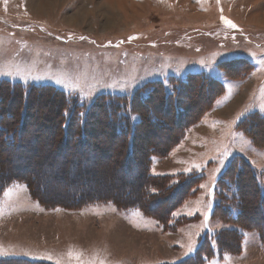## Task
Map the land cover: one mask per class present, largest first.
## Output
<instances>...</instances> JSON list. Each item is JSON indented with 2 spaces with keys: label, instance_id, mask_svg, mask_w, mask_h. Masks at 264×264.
Instances as JSON below:
<instances>
[{
  "label": "rangeland",
  "instance_id": "374dc122",
  "mask_svg": "<svg viewBox=\"0 0 264 264\" xmlns=\"http://www.w3.org/2000/svg\"><path fill=\"white\" fill-rule=\"evenodd\" d=\"M259 120L264 0H0V264H264Z\"/></svg>",
  "mask_w": 264,
  "mask_h": 264
},
{
  "label": "trees",
  "instance_id": "16d2710c",
  "mask_svg": "<svg viewBox=\"0 0 264 264\" xmlns=\"http://www.w3.org/2000/svg\"><path fill=\"white\" fill-rule=\"evenodd\" d=\"M185 85H187V83L185 84ZM194 85H195V83H194ZM194 90V91H193ZM190 91H191V93H192V96H190V98H189V103L190 104H193L194 105V107H195V109H198V106L196 107V105H195V103L197 102L196 101V99L193 97V95H199L198 94V92L196 91V89H190ZM202 92L204 93V89H203V87H202ZM203 93H200V94H203ZM15 95V94H14ZM204 96V95H203ZM10 97H8V99H9ZM39 98H41V101L43 102V101H46V102H50V101H53V104H55V106H57L58 105V100L57 99H59L57 96H50V94H48V93H42V95H39ZM14 100L15 99V96H12L11 95V100ZM60 100V99H59ZM209 102L210 101H208L207 102V98L204 100V102L202 103V106L203 107H206V105L207 104H209ZM21 103H22V101H21ZM60 103H61V100H60ZM149 105H153V103H152V99H151V101H148L147 102ZM16 106H14V108H15ZM202 107V108H203ZM200 108V107H199ZM202 108H200V109H202ZM12 110V112H10V115H14V113H15V111H14V109L12 108H10V111ZM55 110V112H56V109H54ZM168 110V107H167V109H166V111L165 112H163L164 113V115L166 114V112H168L167 111ZM33 113V112H32ZM31 116L33 117L34 116V113L33 114H31ZM190 117H194L193 115L191 116V114L189 113V114H187L185 117H184V119H189ZM192 119V118H191ZM167 120H168V118H167ZM169 121V120H168ZM128 120L127 119H125V118H123L121 121H118V119H117V117L115 116V115H108L107 114V111H105V109L103 108V107H101L100 106V109H98V110H96V125L93 127L94 129H99L100 127H101V125H100V123L103 125H106V124H110V125H114L115 123H118V124H120V123H122V125H125L126 126V124H128ZM261 123H263L264 124V122H262L261 120H259L258 122H256L255 124H253L252 125V129L254 130V131H256L255 132V134L259 137V138H262L261 137V132L260 131H263L262 129L264 128L263 127V125L261 124ZM27 125V124H26ZM99 125V126H98ZM148 125V127H152V128H155L156 126H155V124L154 123H152V124H150V123H148L147 124ZM156 125H158V127L160 126L161 127V129L162 130H166V131H168V133H170V134H172V136L174 135V132L173 131H169L170 129V126L168 127L167 125H159V124H156ZM255 126V127H254ZM172 127V126H171ZM142 129V127L140 128V130ZM160 129V128H159ZM116 131V130H115ZM152 131H155V130H152ZM126 132V131H125ZM134 132V130H132V133ZM117 134H121V131H119V132H116ZM148 133H151L150 131H147V134ZM100 134V133H99ZM101 134H104V133H101ZM55 135L57 136V132L55 131ZM54 135V136H55ZM54 138V137H53ZM56 138V137H55ZM263 138H264V136H263ZM167 139H170V137L169 138H167ZM49 140V138L46 140V142H43V144H45V143H48L49 144V142H47ZM55 140V139H54ZM90 143V142H89ZM67 144H69V143H67ZM87 145H88V143H87ZM94 145L95 146H98L97 148L98 149H103L104 148V146L102 147V145H105V147H109V144H104L102 141H99L98 143H94ZM119 145L120 144H117V146H115V148H112L111 150L112 151H115L114 152V156L115 155H117V153H118V149H120L119 148ZM140 146L139 147H142V146H144L143 144H139ZM164 146V143L161 145V147H163ZM65 147H73L72 145H67V146H65ZM111 147H113V146H111ZM165 147V146H164ZM73 151L74 150H70L69 152H68V155L65 157V159L63 160V162L65 161V160H67L69 157H70V155L73 153ZM80 151V150H79ZM47 159V158H46ZM33 160H37V159H35V158H33ZM129 162L131 161L132 162V160L131 159H129L128 160ZM125 162V161H124ZM127 164V163H126ZM245 169L247 170V167H245ZM243 172V174L245 173V171L243 170L242 171ZM11 175L13 174V172H11L10 173ZM17 174V173H16ZM30 174H32V173H18L17 174V176H18V180H21V182H27V187L29 188V191L32 193V194H34L35 193V190H34V187H33V182H32V180H30V179H32V178H28L29 177V175ZM10 175H7V177L6 178H8ZM28 176V177H27ZM26 177V178H25ZM73 178H75V177H73ZM73 178H71V179H73ZM10 179H12V178H10ZM69 179V180H68ZM71 179H70V177L69 178H67L66 180H68V182L69 181H71ZM241 179H243V178H241ZM14 180V179H13ZM191 179H189L187 182H189ZM235 180V179H234ZM243 180H245V179H243ZM4 181H1L0 182V187H1V183H3ZM101 196H107V194H105V193H103V194H100ZM262 195L263 196H261V197H263V202H264V193H262ZM87 198L88 197H86L85 195L84 196H79L78 197V199H75L74 201H72L71 203H73V204H75V203H81V202H85L86 200H87ZM102 199H103V197H102ZM119 199V201L121 202V203H130L131 202V198H129L128 199V197H121V198H118ZM58 201H60L61 199L60 198H58L57 199ZM108 200H113V201H115L116 202V200H114V198H111L110 197V199H108ZM259 200H261V199H259ZM43 204H44V202H42ZM134 205V204H133ZM216 210H217V212L218 213H220V214H224V212L226 213V214H229L230 213V209L229 208H224L223 209V211H221L220 210V207H217L216 208ZM260 210V209H259ZM259 210H258V212H259ZM244 213V212H243ZM247 215V213L244 215V216H246ZM263 216V215H262ZM234 219H236V220H238V219H240V217L238 216V217H234ZM241 220V219H240ZM256 224H258V223H256ZM255 224V225H256ZM255 225H249L248 224V226L249 227H253V226H255ZM4 260V259H3ZM9 260V262H11V261H13V262H15V263H24V264H27L28 262H30V264H36V263H34L35 261H32V260H16V259H14V258H10V259H8ZM42 264H47V263H42Z\"/></svg>",
  "mask_w": 264,
  "mask_h": 264
},
{
  "label": "snow or ice",
  "instance_id": "6c2138e0",
  "mask_svg": "<svg viewBox=\"0 0 264 264\" xmlns=\"http://www.w3.org/2000/svg\"><path fill=\"white\" fill-rule=\"evenodd\" d=\"M226 22L229 23L232 27L236 26V25L232 24L231 21H226ZM81 38L83 39V37H81ZM193 245H194V242H190L188 244V246H187L188 247V252L193 251ZM69 255L70 256H73V255L80 256V255H82V253H73V252L70 251ZM86 264H107V262L104 259H102V258H98L96 260H89V261L86 262Z\"/></svg>",
  "mask_w": 264,
  "mask_h": 264
},
{
  "label": "bare ground",
  "instance_id": "6f19581e",
  "mask_svg": "<svg viewBox=\"0 0 264 264\" xmlns=\"http://www.w3.org/2000/svg\"><path fill=\"white\" fill-rule=\"evenodd\" d=\"M39 10H40V8H39ZM13 108H14V107H13ZM53 112H54V111H53ZM35 113H36V112H34V114H35ZM35 115H36V114H35ZM35 115H34V116H35ZM36 116H37V115H36ZM33 119H34V117H33ZM33 121H34V120H33ZM54 137H55V136H54ZM170 138H171V137H170ZM113 155H114V154H113ZM33 161H34V160H33Z\"/></svg>",
  "mask_w": 264,
  "mask_h": 264
}]
</instances>
